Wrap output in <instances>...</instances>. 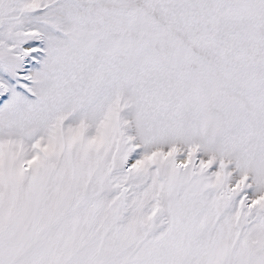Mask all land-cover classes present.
Returning a JSON list of instances; mask_svg holds the SVG:
<instances>
[{
    "label": "snow or ice",
    "instance_id": "6c2138e0",
    "mask_svg": "<svg viewBox=\"0 0 264 264\" xmlns=\"http://www.w3.org/2000/svg\"><path fill=\"white\" fill-rule=\"evenodd\" d=\"M0 264H264V0H0Z\"/></svg>",
    "mask_w": 264,
    "mask_h": 264
}]
</instances>
